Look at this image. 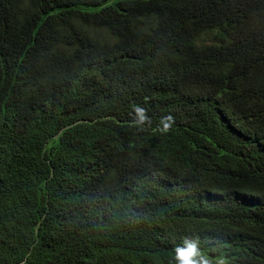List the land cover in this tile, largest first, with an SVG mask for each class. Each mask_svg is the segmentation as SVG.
Instances as JSON below:
<instances>
[{"label": "trees", "instance_id": "1", "mask_svg": "<svg viewBox=\"0 0 264 264\" xmlns=\"http://www.w3.org/2000/svg\"><path fill=\"white\" fill-rule=\"evenodd\" d=\"M257 137L264 0H0V264H264Z\"/></svg>", "mask_w": 264, "mask_h": 264}, {"label": "clouds", "instance_id": "2", "mask_svg": "<svg viewBox=\"0 0 264 264\" xmlns=\"http://www.w3.org/2000/svg\"><path fill=\"white\" fill-rule=\"evenodd\" d=\"M249 93L253 94V97L251 98V100L253 98L257 97V96H260V95H257L255 92H252V91H249ZM138 111H142V110L138 109ZM222 112H223V115L226 114V113H224L223 110H222ZM166 117H169V119H171L170 116H166ZM253 149L255 151L254 153H256L261 159L264 160V137H257V138L254 139V141H253ZM249 203L251 205H258V201H257V199H255V197H250ZM258 255L264 261V250L259 249ZM204 260H205V264H211L210 261H208L206 258L204 259L201 256L188 258L186 264H202V262ZM218 264H226V261L224 259H220Z\"/></svg>", "mask_w": 264, "mask_h": 264}]
</instances>
